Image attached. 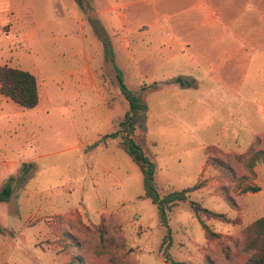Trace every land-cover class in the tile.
<instances>
[{
    "label": "rangeland",
    "instance_id": "374dc122",
    "mask_svg": "<svg viewBox=\"0 0 264 264\" xmlns=\"http://www.w3.org/2000/svg\"><path fill=\"white\" fill-rule=\"evenodd\" d=\"M125 1L0 0V65L31 71L40 93L31 109L0 93V167L33 163L10 200L0 201V264H246L251 256L248 227L264 216V10L234 13L233 0H157L168 26L163 39L171 37L170 25L181 34L192 29L193 39L204 33L205 54L188 48L187 62L163 68L189 86L158 80L154 87L153 79L131 78L138 59L131 38L152 35L130 33L122 41L127 34L111 30L119 28L110 20L126 10ZM21 22L35 33L31 49L14 42ZM54 35L79 46L74 52L70 40L50 47L70 61L47 72L38 41ZM220 37L241 48L240 60L221 61L224 49L233 55L236 48L219 46ZM127 55L134 59L125 62ZM85 58L96 85L70 87ZM117 67L148 104L135 138L156 162L167 225L159 202L145 196L140 166L121 146L125 133L106 137L129 108ZM195 184L189 198L226 215L204 216L215 235L188 201L164 199Z\"/></svg>",
    "mask_w": 264,
    "mask_h": 264
},
{
    "label": "crops",
    "instance_id": "0c3cea01",
    "mask_svg": "<svg viewBox=\"0 0 264 264\" xmlns=\"http://www.w3.org/2000/svg\"><path fill=\"white\" fill-rule=\"evenodd\" d=\"M159 2L157 0L153 2H148L145 0H130L125 1L121 6L122 8H132L130 11L125 10L121 11V13L118 14L117 18L113 20V18L110 20L112 25H116L111 27V30L116 33H121L120 30H123L127 35H124L123 33L119 35V39L122 41L128 40L130 38L129 34L132 33L133 35L141 32L144 33V35L151 34L152 36L148 37H141L140 40L139 36L137 35V38H131L132 41H134L137 46V57L136 60L137 67H134L136 69V73L131 76V78L136 79H153L154 81L153 85L156 84L159 85L158 80H164L167 83L171 82L174 85H178L180 88L184 87L183 85L173 81V79L177 76H183V75H172L167 74L165 71H163V68L167 64L177 63L179 62V59H183L182 61L187 62L190 53L187 52L188 48H197L198 53L205 54V34L201 33L196 36L195 39H193V36L190 35L193 33V30L191 29L186 34H181L179 31L175 30L174 25L171 26V37L168 39H163L167 34L165 30H167L168 26L165 25L163 22H161L158 18L159 10H158V4ZM74 5L75 2H73ZM231 4V3H230ZM233 12L236 13L238 11L244 10L247 14H252L253 12H260L264 10V0H233ZM145 8L146 12H143V9ZM29 9V8H28ZM123 10V9H122ZM136 10H142L139 12V14H134L133 11ZM27 12V9H26ZM202 22L205 23V13H202ZM138 17V18H137ZM99 18H94V20L98 23ZM113 21V22H112ZM120 22L119 24L117 22ZM170 21L171 15H170ZM144 22V23H142ZM121 27V28H120ZM119 31V32H118ZM139 34V33H138ZM35 33L32 34L29 29L26 28V25L21 22L17 25V34L15 37V41L19 43L20 45H23L27 49L33 48L35 46L36 42L31 41V37H33ZM190 36V37H189ZM147 38V39H145ZM74 46V52H77V47L79 46V42L73 39H70L66 36L64 37H58L54 35L52 38H47L44 40L38 41L39 44H41L45 48V52H47V58L44 63V67L47 72H51L54 70L55 67L61 66L62 70L65 68V64L69 62V59H59L57 56L51 55L50 52L52 49L50 47L58 45L59 42H70ZM13 42V41H12ZM219 46L221 47H233L236 48V52L232 54L229 53V51H226L224 49V52L221 53L220 58L221 61L224 62H235L237 57L240 60L241 56L239 54L241 53V48H238V45L233 44L232 42H222V38H219ZM228 52V54H227ZM75 59L73 64H75ZM133 56L127 55L124 57L125 62H130L133 60ZM1 62V61H0ZM80 67L77 68L76 73L71 77V82L69 84L70 87L74 86L75 83L78 84L80 89L86 88L87 86H95L96 85V78L97 75L95 74V71L93 67L91 66L89 60L83 61V63H79ZM162 73V75H160ZM184 77V76H183ZM162 78V79H161ZM38 79V78H37ZM57 85H63V83H58ZM61 87V86H60ZM21 161L17 160H9L7 162L6 167L1 168L0 167V186L6 182V180L9 179L11 176H16V173L18 169L20 168L19 164ZM3 179V180H2ZM15 183V181H14Z\"/></svg>",
    "mask_w": 264,
    "mask_h": 264
},
{
    "label": "trees",
    "instance_id": "16d2710c",
    "mask_svg": "<svg viewBox=\"0 0 264 264\" xmlns=\"http://www.w3.org/2000/svg\"><path fill=\"white\" fill-rule=\"evenodd\" d=\"M117 71L121 83V91L129 103V108L120 122L121 128L106 134V137L115 138L119 136L120 133H125L121 136V146L141 168L145 196L150 198L153 202H159L161 197L155 181L156 162L149 157L135 138L136 130L143 124V121L147 117L148 104L141 93L132 90L126 85L122 70L117 67ZM173 81L183 86L190 85L189 80L183 76H177ZM154 87H156V84ZM0 93L6 95L24 108H34L38 105L40 100L37 76L29 70L20 67H13L8 64H2L0 65ZM254 160L259 161L256 157H254ZM32 166L33 163L25 162L16 176L9 177V179L0 187V201L10 200L14 192V181H25ZM197 188L198 184H195L180 190H174L169 192L164 199L166 200V203L170 204L188 201L205 232L209 235H215L214 232H211L204 216L226 219V215L211 210L202 205L200 201L189 198L190 193ZM251 189L254 191L259 190L256 186ZM161 217L162 222L167 225L168 221L165 209L164 211L162 210ZM248 229L252 231V235L247 242L246 251L252 253L246 264H264V216H261L252 222ZM0 232H4V228L1 224ZM168 238L170 239V237Z\"/></svg>",
    "mask_w": 264,
    "mask_h": 264
},
{
    "label": "water",
    "instance_id": "95a60500",
    "mask_svg": "<svg viewBox=\"0 0 264 264\" xmlns=\"http://www.w3.org/2000/svg\"><path fill=\"white\" fill-rule=\"evenodd\" d=\"M162 202H163V200L161 199V200L159 201V204L162 206V210L164 211V207H163Z\"/></svg>",
    "mask_w": 264,
    "mask_h": 264
}]
</instances>
